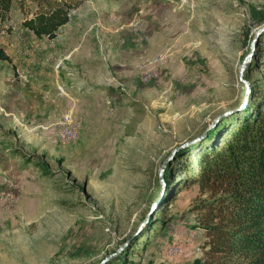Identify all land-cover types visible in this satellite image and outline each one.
Listing matches in <instances>:
<instances>
[{
  "label": "rangeland",
  "instance_id": "1",
  "mask_svg": "<svg viewBox=\"0 0 264 264\" xmlns=\"http://www.w3.org/2000/svg\"><path fill=\"white\" fill-rule=\"evenodd\" d=\"M263 26L264 0H0V264L206 261L177 184L264 91Z\"/></svg>",
  "mask_w": 264,
  "mask_h": 264
},
{
  "label": "trees",
  "instance_id": "2",
  "mask_svg": "<svg viewBox=\"0 0 264 264\" xmlns=\"http://www.w3.org/2000/svg\"><path fill=\"white\" fill-rule=\"evenodd\" d=\"M64 22L32 30L51 36ZM216 133L211 130L206 139ZM220 134L184 164L182 174L191 178H179L177 184H196L207 195L192 210L199 214L196 226L203 231L207 249L206 261L194 264H264V91Z\"/></svg>",
  "mask_w": 264,
  "mask_h": 264
},
{
  "label": "water",
  "instance_id": "3",
  "mask_svg": "<svg viewBox=\"0 0 264 264\" xmlns=\"http://www.w3.org/2000/svg\"><path fill=\"white\" fill-rule=\"evenodd\" d=\"M261 30H264V26L262 27ZM261 30H260V31H261ZM245 64H246V63L243 62L242 65H241V69H240V80H241V78H242V76H243V71H244V68H245V66H244ZM230 112H231V110H227V111L221 113L220 115L216 116V117L214 118V120L208 125V127L206 128L205 131H207L210 127L214 126L215 123H217L222 117L228 115ZM205 131H204L200 136H198V137H196V138H194V139H192V140L185 141V142H183L182 144H180L179 146L175 147V148L171 151V153H170L168 159H167V160L164 162V164L162 165V169L160 170V174H159V175H161V173L163 172V169H164V167H165V164L168 162V160H170L171 158L175 157L176 155H178V154H180V153H184V152H186L187 149H188L190 146H192L194 143H196L197 141H199V140L202 139V136H203V134L205 133ZM161 181H162V179H160V182H161ZM110 257H111V255L108 256V257L104 260V262H105L106 260H108Z\"/></svg>",
  "mask_w": 264,
  "mask_h": 264
},
{
  "label": "built area",
  "instance_id": "4",
  "mask_svg": "<svg viewBox=\"0 0 264 264\" xmlns=\"http://www.w3.org/2000/svg\"><path fill=\"white\" fill-rule=\"evenodd\" d=\"M65 124H66V119L63 121V125H65ZM65 133L68 137L71 132L67 128H65Z\"/></svg>",
  "mask_w": 264,
  "mask_h": 264
}]
</instances>
